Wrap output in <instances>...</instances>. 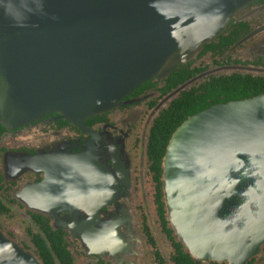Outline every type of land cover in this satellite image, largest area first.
Wrapping results in <instances>:
<instances>
[{"label": "water", "instance_id": "1", "mask_svg": "<svg viewBox=\"0 0 264 264\" xmlns=\"http://www.w3.org/2000/svg\"><path fill=\"white\" fill-rule=\"evenodd\" d=\"M258 0H0V124L109 110ZM164 219L192 259L244 264L264 239V93L209 105L160 158ZM0 232V264H26Z\"/></svg>", "mask_w": 264, "mask_h": 264}, {"label": "flooded vegetation", "instance_id": "2", "mask_svg": "<svg viewBox=\"0 0 264 264\" xmlns=\"http://www.w3.org/2000/svg\"><path fill=\"white\" fill-rule=\"evenodd\" d=\"M168 76L145 79L81 122L51 111L1 126L0 232L26 264H182L150 129L177 106L197 111L264 93V0L236 11ZM245 264H264V239Z\"/></svg>", "mask_w": 264, "mask_h": 264}, {"label": "trees", "instance_id": "3", "mask_svg": "<svg viewBox=\"0 0 264 264\" xmlns=\"http://www.w3.org/2000/svg\"><path fill=\"white\" fill-rule=\"evenodd\" d=\"M185 64V63H184ZM183 64V65H184ZM178 66L179 68L182 67ZM174 68L171 71H169L166 76L170 77V75L174 74L176 72V69L178 68ZM167 77V78H168ZM241 95H239L236 98H240ZM226 102V101H224ZM183 108L184 110L181 112L180 109ZM188 107L186 106H177L175 108V112L172 111L171 108V113H166L165 115H162L161 117H164L163 119H158L157 121L154 122V124L152 125L151 129H150V134H149V149L151 151V161L153 164V167L155 168V170L158 172L160 171V158L162 156L165 144L167 142V139L170 135V133L172 132V130L187 116L186 115H191L197 111H195V108H191L190 110L188 109ZM206 108V107H205ZM174 110V109H173ZM186 114V115H185ZM2 125L0 124V129ZM176 248H177V252H178V256L181 258V262L182 264H194L195 262L184 252H182V250L180 249V244L179 242H177L176 244ZM179 261V259H178Z\"/></svg>", "mask_w": 264, "mask_h": 264}, {"label": "rangeland", "instance_id": "4", "mask_svg": "<svg viewBox=\"0 0 264 264\" xmlns=\"http://www.w3.org/2000/svg\"><path fill=\"white\" fill-rule=\"evenodd\" d=\"M245 261H246V260H245ZM257 262H259V261H256V263H257ZM223 264H228V263H227V262H226V263L223 262ZM244 264H245V263H244Z\"/></svg>", "mask_w": 264, "mask_h": 264}]
</instances>
